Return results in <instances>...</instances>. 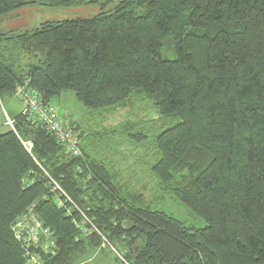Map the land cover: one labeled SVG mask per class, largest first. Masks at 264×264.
<instances>
[{
  "label": "trees",
  "instance_id": "obj_1",
  "mask_svg": "<svg viewBox=\"0 0 264 264\" xmlns=\"http://www.w3.org/2000/svg\"><path fill=\"white\" fill-rule=\"evenodd\" d=\"M85 1L0 0V17ZM13 38L0 40V102L26 86L48 107L65 92L92 112L149 103L158 193L205 226L153 210L82 135L73 157L19 113L0 134V264H78L110 247L118 264H264V0H121ZM28 215L49 235L19 241Z\"/></svg>",
  "mask_w": 264,
  "mask_h": 264
},
{
  "label": "rangeland",
  "instance_id": "obj_2",
  "mask_svg": "<svg viewBox=\"0 0 264 264\" xmlns=\"http://www.w3.org/2000/svg\"><path fill=\"white\" fill-rule=\"evenodd\" d=\"M119 1L121 0H86L69 8L25 6L0 17V40L5 46L8 44L9 47L15 48L13 36L28 32L41 23L92 18L110 12ZM6 38L9 40H5ZM26 58L28 57L25 56L21 60L22 64L27 62ZM49 105L58 111L64 122L75 124L78 140L82 135L80 144L84 149L87 148L88 154L109 164L111 162L122 180L151 202L153 210L169 214L187 227L200 229L205 226L202 220L179 202L170 198L163 199L158 193L156 179L148 166L153 159L152 142L160 134L161 127L157 122V114L149 103L134 100L132 104L124 107L92 112L84 108L71 92H65L52 99ZM20 111L21 103L18 98L9 96L2 98L0 134L12 129L8 122L13 126V118ZM138 132L147 135V139L141 144L131 141L126 135ZM85 137L88 143L84 140ZM116 257L120 258V255L110 247L85 255L78 264H118L115 261Z\"/></svg>",
  "mask_w": 264,
  "mask_h": 264
},
{
  "label": "built area",
  "instance_id": "obj_3",
  "mask_svg": "<svg viewBox=\"0 0 264 264\" xmlns=\"http://www.w3.org/2000/svg\"><path fill=\"white\" fill-rule=\"evenodd\" d=\"M15 97L21 103V115L31 123L40 124L44 129L51 134L59 143L65 146L67 152L73 157H79L81 154L77 133L69 123L64 122L59 116L58 111L53 106L43 105L37 94L29 90L26 86L19 87L15 92ZM11 128V122H8ZM27 150H30L32 144L24 143ZM29 228L30 236L37 242L38 236L49 235L48 231L43 230L41 223L34 215H28L20 219L14 226L13 232L16 238L20 241L21 231ZM37 239V240H36ZM45 248V247H44ZM34 259V257H33ZM32 258L27 264H32ZM121 259V258H120Z\"/></svg>",
  "mask_w": 264,
  "mask_h": 264
},
{
  "label": "bare ground",
  "instance_id": "obj_4",
  "mask_svg": "<svg viewBox=\"0 0 264 264\" xmlns=\"http://www.w3.org/2000/svg\"><path fill=\"white\" fill-rule=\"evenodd\" d=\"M38 94V93H37ZM40 99V98H39ZM10 120V119H9ZM7 124V123H6ZM115 171H118V170H115ZM119 173V172H118Z\"/></svg>",
  "mask_w": 264,
  "mask_h": 264
},
{
  "label": "crops",
  "instance_id": "obj_5",
  "mask_svg": "<svg viewBox=\"0 0 264 264\" xmlns=\"http://www.w3.org/2000/svg\"><path fill=\"white\" fill-rule=\"evenodd\" d=\"M15 116H16V115H15ZM15 116H14V117H15Z\"/></svg>",
  "mask_w": 264,
  "mask_h": 264
}]
</instances>
